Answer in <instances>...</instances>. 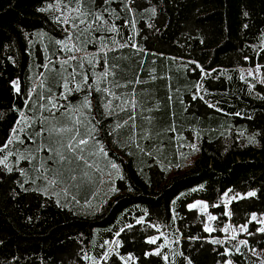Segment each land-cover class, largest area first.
Masks as SVG:
<instances>
[{
	"label": "trees",
	"instance_id": "obj_1",
	"mask_svg": "<svg viewBox=\"0 0 264 264\" xmlns=\"http://www.w3.org/2000/svg\"><path fill=\"white\" fill-rule=\"evenodd\" d=\"M73 55L93 63L63 65ZM254 67L264 77V0H0V145L14 129L18 137L0 152L12 168L0 164V264H264L255 254L264 249V85L242 75ZM73 68L93 85L108 69L99 86L135 98V126L109 135L128 114L103 115L93 92V167L41 168L51 154L27 137L47 143L35 137L51 116L39 105L65 103L57 82ZM99 147L118 170L105 192L89 154ZM240 225L235 240L221 231Z\"/></svg>",
	"mask_w": 264,
	"mask_h": 264
},
{
	"label": "snow or ice",
	"instance_id": "obj_2",
	"mask_svg": "<svg viewBox=\"0 0 264 264\" xmlns=\"http://www.w3.org/2000/svg\"><path fill=\"white\" fill-rule=\"evenodd\" d=\"M75 11H77L78 14H80L79 8H77ZM96 21H103V18L99 15L95 17ZM65 23H69V21H65ZM81 24H84V20H80ZM91 27V26H89ZM111 31L115 32L117 29L115 27L111 28ZM71 36L68 37L69 40H71ZM79 39V37H77ZM116 43V41H114ZM127 46V45H121ZM64 47L69 51V52H75L79 51L80 49H77L75 46H69L67 43H65ZM72 60H77L78 63L80 61H86L89 64H92L93 61L92 59H89L87 57H81L77 58L75 55L69 57L67 60L63 61V65H69L71 66V61ZM62 65V67H63ZM45 68H47V65H44ZM80 67H83V63H80ZM50 70H55L50 69ZM66 71V69H65ZM257 73L260 71L259 68L255 70ZM109 71L108 69H105L101 73L97 74V78L94 81L93 84H89V76L88 74H83L81 76L80 81H76V76L81 75V73L77 72L75 68H73V71L71 73H68V76L63 77V83L59 84L57 82L58 86L62 88V91L60 93L59 99L65 101L63 104L57 103L56 100L52 99L49 97L47 99V104H41L39 105L41 110H47L51 116L50 117H44L43 120L40 121V127L38 130L35 132V137H40L42 138L43 141H47L46 144H41L38 143L37 140L32 136L29 135L27 137L28 141L30 143L36 144V150L37 151H43L46 154L50 153L47 157V160L43 163H41L40 167L44 168V164L48 163L49 161L51 164H60L61 166L67 165V166H72L75 165L77 167L80 166L81 162H83L84 166L86 167H93L92 164L88 163L87 158L85 156V153L88 152L89 148L91 147L90 141L93 142V144H97L98 141L96 140L95 132L97 131V125L99 124V120L95 117L92 116L89 118V115L93 111V100H97V97H92L90 99L89 97L92 95L93 92L99 93L101 97H103V100H98L97 102V110H99V107L102 104V107L104 109L103 115L108 116L112 115L115 116L117 115L116 109L119 108L121 112L127 113L126 119H124L122 122L117 121L115 126L112 128V130L109 132V135H112L117 129L123 127L124 125H127L129 121L133 122V127L135 126V111H136V100L135 98L131 99H124L120 95H116L115 92L112 91L111 88L108 87H100L101 81H106L109 76ZM249 75H252V72L248 73ZM43 75V74H42ZM140 81L137 80L135 83H139ZM261 82H264L262 80ZM109 83H112L109 81ZM70 84L72 85L70 87ZM84 85L87 88L88 94L85 95L84 99L80 101L78 104H73L69 100V96L73 94V92H80L83 91L84 88L82 87ZM14 88L16 89L17 92H19V83L16 82L14 83ZM44 82L41 81L40 87L43 88ZM118 82H116L113 87H120ZM35 91V89H33ZM48 91L51 93V89L49 88ZM110 97V98H109ZM40 99H45L43 94H40L39 96ZM195 98V97H194ZM114 101H118V104L114 105ZM209 107H212V105H209ZM63 109V111H61ZM60 112V116H57L56 113ZM21 116L23 117V113H21ZM63 117V119H61ZM96 120V123L94 124L92 121ZM18 123H20L18 121ZM24 123L28 126L31 127V123L25 119ZM84 128V131H81V128ZM23 130V129H21ZM18 140V137L16 135V130H13L12 133V138L7 140L3 145H0V152H4L6 149L9 148V145L14 143L15 141ZM20 143H23V140H19ZM99 153H103L105 157H107L108 153L103 147L98 148V152H90V155H96ZM35 157H33L34 159ZM8 159L7 156H5L3 159H0V164L4 166L9 172L12 171V168L8 165L6 162ZM21 159H27V157L21 156ZM111 167L113 169L117 168V165L115 163L111 164ZM73 173L75 169H72ZM87 175V173H85ZM69 179L75 181L77 179L75 174L70 175ZM57 177L54 175L49 183L50 184H55L57 183ZM249 196L255 195V193H249ZM191 208L195 209L197 207H200L202 210L207 209V205H197V204H192L190 206ZM230 215V213H229ZM209 220H215V216H209ZM253 221H255L257 218L253 216L251 218ZM143 221L138 220L137 223H142ZM261 223H264V221H261ZM128 227H131L129 225ZM206 232H212L213 229L209 226H205L204 229ZM242 232H246L247 228L246 227H241L239 229ZM221 231L227 233L228 228H222ZM236 229H233V232H235ZM261 232H264V228L260 229ZM230 239L235 240L236 236L233 234L231 235ZM149 243H156L155 239H150L148 241ZM220 241L218 240H213L212 243H219ZM107 243V242H105ZM112 243L117 244L119 246L118 241H113ZM241 244L247 245V241H240ZM156 255H159L160 253L157 251L154 253ZM107 257V253H105V258ZM88 259V257H86ZM129 260L132 259L131 256L128 257ZM165 260H167V257H164ZM191 264V262H189Z\"/></svg>",
	"mask_w": 264,
	"mask_h": 264
},
{
	"label": "rangeland",
	"instance_id": "obj_3",
	"mask_svg": "<svg viewBox=\"0 0 264 264\" xmlns=\"http://www.w3.org/2000/svg\"><path fill=\"white\" fill-rule=\"evenodd\" d=\"M256 69H257V67L243 69L242 70V75L244 77H248V76L249 77H252V78L256 79L259 83H261L262 85H264V82H261L262 80H264V77L261 76L260 72L257 73L255 71ZM249 72H252V75H249L248 74ZM93 156H94V162L103 171L101 173V178H102L101 187L104 188V192H105V190L106 191H109V190L112 189V187L114 185L115 178L118 175V170L113 169L111 167V164L112 163L110 161H107V162L103 163V162L100 161V156L99 155L96 154V155H93ZM55 196L58 199V198L61 197V194H59V195L56 194ZM193 204L205 205V203H203V202H195ZM191 205H189V208H191L190 207ZM196 209L201 210L207 216V219L210 216L207 209L206 210H202L200 207H197ZM254 216L257 218L256 220H259L260 219L257 215H254ZM208 221L210 223L211 220L208 219ZM241 227H245V226L240 225V226H236V227H229L228 228V233H229L228 238H230L231 235H233V234L237 237L240 233H243L242 231L239 230ZM233 229H236V231L233 232ZM255 254L258 255L260 258H264V249L263 250H257V251H255ZM230 264H232V263H230Z\"/></svg>",
	"mask_w": 264,
	"mask_h": 264
}]
</instances>
